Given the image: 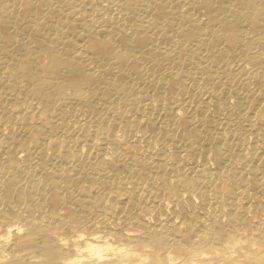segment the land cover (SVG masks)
<instances>
[{"label": "bare ground", "instance_id": "bare-ground-1", "mask_svg": "<svg viewBox=\"0 0 264 264\" xmlns=\"http://www.w3.org/2000/svg\"><path fill=\"white\" fill-rule=\"evenodd\" d=\"M258 164L264 0H0V264H264V219L235 217L264 211ZM141 170L163 199L134 195Z\"/></svg>", "mask_w": 264, "mask_h": 264}, {"label": "rangeland", "instance_id": "rangeland-1", "mask_svg": "<svg viewBox=\"0 0 264 264\" xmlns=\"http://www.w3.org/2000/svg\"><path fill=\"white\" fill-rule=\"evenodd\" d=\"M229 99H230V102L233 106V112H234V116L238 115L239 113V110H240V107H239V104H238V101H237V98L234 96V95H230L229 96ZM157 109V105H155L154 107V110L156 111ZM91 114L90 112L84 110L81 114H80V119L82 121H86L88 120L90 117H91ZM147 116V114H145ZM124 120H129L131 119L132 117V113L131 112H126V113H123L122 114ZM141 133L139 131H136L133 133V141L132 142H136L138 141L139 142V146L140 147H143L141 149H144L146 148V144L144 143V140L142 139L141 137ZM229 141V140H228ZM130 142L129 140H126L124 138H120L119 141H118V148L121 150V152H123L127 157H129L130 159H132L134 162H140L143 158V154H141V152L137 149V147H133L134 145H132L133 143ZM230 142V141H229ZM83 145V144H81ZM36 146V145H35ZM98 147L96 148L97 149H100V145L98 144L97 145ZM163 146V149H164V153L166 155V158L168 161H173L177 154H178V147L175 143H172L171 141L169 140H165L162 144ZM208 145H206V149H208L207 147ZM211 147V146H210ZM51 153L52 151V148L49 149ZM228 151V149L226 150ZM20 152V155L22 156H25V157H30L31 154L34 153V149H32V152L31 153H26V152H22V151H19ZM231 155H232V163L235 167L236 170H241L243 165L251 160H253L254 158V152L252 151V147L251 146H244L240 149L239 152L237 151H234V152H231ZM184 160L186 161V164H190V160L191 158L189 156H186L184 158ZM257 163V162H256ZM121 167V164L117 163V165L115 166L114 170L113 171H117L120 169ZM215 167V170H217V166H214ZM257 167V170L264 176V164H258L256 165ZM149 175L147 174L146 170H141L138 174V177H135V178H130L128 179V182H137L138 183V187L139 189L136 190V192L134 193V195H138L140 196L143 201H147L148 203L150 202H153V201H157L159 199H163L164 198V195L161 191L159 190H150L149 188V184L148 182H146L147 180V177ZM110 181H113L112 178L110 176H108L105 180L99 182V181H89L88 183L86 182L87 185L89 186H92V188H96V193L97 194H100V195H103L105 194V188H106V185L110 182ZM115 185L117 184L116 182H113ZM222 196L225 195V190H220ZM204 196V194H203ZM224 198H228V193L224 196ZM263 200H264V196H263ZM125 201V197H121V199L118 201V204H121V202ZM188 208V207H187ZM193 210L196 212V213H199V214H205V213H209L211 210L208 209V207L204 204V203H199L197 206H195L193 208ZM245 210H251L252 213L254 214V219H252L250 221V225L251 226H254L255 225V219L258 221V220H263L264 219V211L262 210H258V209H254V207H251V206H247V205H244V204H240L238 205L236 211H235V217L236 218H240L241 215H242V212L245 211ZM165 215H168L170 219H172L174 222H180L181 219H182V210L179 209V210H176V211H164L163 212ZM99 213L98 211L96 212L95 216L97 217V220H98V216ZM100 218V217H99ZM229 224V223H228ZM179 225V224H178ZM183 226V224H181V227ZM127 233L125 230L123 231V233ZM236 237H243V235L239 234L238 232L235 234ZM234 237V236H232ZM234 237V238H236ZM236 242V241H235ZM235 242L232 240V238L228 237V238H221V239H217V240H213V243L212 245L216 248H220V247H226V248H232V246L235 244ZM211 255H207V257L209 258Z\"/></svg>", "mask_w": 264, "mask_h": 264}]
</instances>
